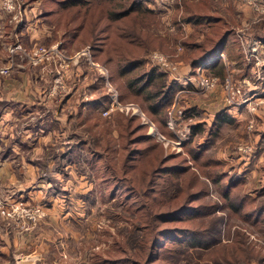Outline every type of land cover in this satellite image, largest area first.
<instances>
[{"label": "rangeland", "instance_id": "rangeland-1", "mask_svg": "<svg viewBox=\"0 0 264 264\" xmlns=\"http://www.w3.org/2000/svg\"><path fill=\"white\" fill-rule=\"evenodd\" d=\"M13 1L20 23H16L17 29L16 26L8 29L0 23V65H6L12 56L14 64L11 75L0 76V81L3 79L8 92H13L9 96L15 104L39 105L37 107H43L41 110L45 118L56 116L63 121L62 126L69 116H75L78 104L84 98L94 99L107 93L103 74L108 79L111 77L113 83L109 81L114 88L117 86L118 91L126 93L118 86L126 85L125 78L117 76L122 65L129 61L122 58L125 55H141L136 60L141 59L143 64L135 71L140 73L155 66L151 61L153 53L163 54L171 63L168 69H159L165 71L167 82L171 76L179 75H186L192 82L197 70L210 74L200 63L204 49L212 44L211 39L215 41L224 32L230 31L228 42L234 44L235 56H241L240 66L221 52L206 60L209 64L221 60L225 65L224 76L218 75L219 83L209 93H184L183 101L188 98L189 102L201 104L206 112L211 110V114L215 113L218 105L224 103L222 84L228 75L248 101L242 105L223 106L230 109L220 115L224 118L228 115L231 122L219 124V118H213L207 123L205 116L193 113L195 123L200 121L202 125L199 134L187 145H182L178 152L163 148L165 155H178L167 163H185L188 172L197 176V179L189 177L190 191L198 193L202 189V195L191 202V206L195 207L193 209L199 207L203 215L184 216L181 220L161 224L160 229L178 227L187 229L186 232L215 235L217 243L214 246L228 240H244V246L255 257L247 264H264V0H139L153 11L152 15L134 13L125 20L114 22L106 17L108 6L104 1L92 0L89 5L68 9H62L52 0ZM204 14L216 15L221 21L210 26L205 21L194 23L184 20L188 16L193 19ZM78 26V35L72 37L74 28ZM132 31L140 32L138 38L133 37ZM105 34L108 38L103 42ZM122 34L129 35L122 39ZM91 37L97 39L96 46L101 45L104 52L98 51L99 48L92 50ZM11 38L19 41L27 51L38 45L57 44L68 57L86 49L88 56H80L76 64L71 60L67 66L60 65L58 60L50 65L31 66L27 61L21 63L18 55L9 52V47L14 44L9 41ZM131 39L129 44L127 41ZM89 55L106 74L90 64ZM193 61L200 63L192 68ZM22 72L23 75H19ZM220 95L221 102L215 101L214 98ZM120 113L125 118L130 116ZM89 115L99 123L104 119L92 112ZM115 118L108 119L106 136L118 139V120L125 119ZM33 121L35 118L24 115L21 126ZM73 121L75 119L70 124ZM99 123L91 134L82 133L81 128H72L69 124L61 129L56 126L41 142L31 140L29 145L32 143L33 148L21 151L22 159L12 155L7 161L11 172L0 176V201L8 202L9 208L18 205L17 211L21 215L9 220L0 217V264H122L105 261L121 255L117 252L116 241L122 244L124 236L132 252V236L127 238L128 233L121 234V229L129 223L121 220L123 209L118 204L124 193L119 191L110 199L111 185L99 184L98 175L87 164L84 168L73 163L64 167L61 161L53 158L54 152L65 150L59 143L65 144L71 131L88 142L91 140L90 146L100 154L107 137L100 135L96 146L92 142V138H99L95 135L103 129ZM136 123L139 122L133 125ZM146 129L142 131L148 134ZM2 135L1 128L0 137ZM119 146L116 153H111L112 156H119ZM197 150L200 153L193 159L191 153ZM105 160L103 158L101 164ZM59 169L66 171L55 173ZM238 177L230 187L229 197L224 198L226 185ZM84 195L87 197L84 198ZM236 202L242 207L234 211L231 204ZM258 210L261 216L245 217ZM166 240L161 238V253L175 246L186 253L195 249L188 241L176 245ZM153 264L165 262L159 260Z\"/></svg>", "mask_w": 264, "mask_h": 264}, {"label": "trees", "instance_id": "trees-1", "mask_svg": "<svg viewBox=\"0 0 264 264\" xmlns=\"http://www.w3.org/2000/svg\"><path fill=\"white\" fill-rule=\"evenodd\" d=\"M56 1L62 9L68 8H80L81 6L89 5L92 0H52ZM106 2V17L111 21L125 20L131 14L135 15H152L153 11L146 5H142L139 0H95V2ZM187 22L200 23L202 21L207 22L210 26H215L220 23V18L212 14L199 15L196 18L187 17ZM8 29H13L11 25H7ZM75 27L72 37L78 35V29ZM230 31L224 32L217 40H213L212 44L204 49V53L201 56V62L204 60H210L218 53H224L228 59L236 61L240 66V55L234 54V44H229L228 39L231 33ZM133 33V37L136 39L139 36L138 31ZM219 34V31L216 32ZM129 35V34H128ZM128 35H120V38L125 39ZM108 36L104 35V39ZM133 38V39H134ZM92 43L90 44L92 50L99 48L98 51L104 52V48L99 45L96 46L97 39L91 37ZM128 40L130 42L133 40ZM12 43H15V38L9 39ZM95 41V42H93ZM108 50V49H106ZM139 56L125 55L122 57L124 60H129L122 65L118 77H124L126 85H118L121 90H126V93L118 91V87L115 86L118 93V99L121 102H135L137 103L143 112L153 121L157 129H160L161 133L165 136L172 135V132L166 127V112L171 105L177 91L181 88L179 83V76H171L167 82V75L165 71L159 70L160 67L155 64L150 69L136 73L139 66L143 64L141 59L136 60ZM93 57L95 55L93 53ZM96 59V58H95ZM109 60V59H107ZM107 62V61H106ZM212 62V63H211ZM205 65L206 72L210 71V74L219 75L221 77L225 74V65L221 60L211 61ZM200 63V62H199ZM198 61H193L192 68L199 65ZM135 72L134 74H132ZM132 74V75H128ZM109 80H113L109 76ZM113 83V82H112ZM128 91V93H127ZM109 99L106 94L99 95L94 99H85L78 104V110L75 116L68 117V122L74 120L73 123H69L72 128H81L82 133H90L96 127L98 120H94L90 117V113H95L96 116L104 118L99 127L101 129L95 137L92 138L93 144L96 146L100 135L107 137L105 145L101 148L103 151L99 154L90 146L89 142L81 135L71 131L69 132V141L63 145L65 150L57 153H53V158L61 161L62 166H68L69 164L88 165L89 169L94 170L100 179L99 184L106 186L111 185L109 189V197L113 199L118 192L124 193V197L118 202L123 209L121 220L129 222L125 227L121 229L122 233L129 234L127 238H132L133 250L129 251L128 243H125V236L123 237L122 244L116 241L118 244L119 257L112 259L107 258V263H124V264H153L159 260H163L165 264H247L250 263L255 257L244 246V240L242 242H235L234 240H228L229 242L217 243V236L205 234L203 232H186L187 229H181L178 227H162L160 225L164 223L175 222L187 217H200L203 215V211L199 207L191 206V202L198 200L202 195V189L197 192H191V182L189 177L197 179L194 173L188 172V165L185 163H167L169 160H174L178 155H165L163 151V145L158 142L151 135L143 132V128H147L146 125L141 124V119L138 116L122 117L124 115L120 112H114L109 116H102L98 108L105 107ZM85 109V110H84ZM84 110V111H83ZM87 110V111H86ZM191 110L187 109L186 112ZM222 112V111H221ZM220 112V113H221ZM88 113V116L86 115ZM216 115V119L219 118V124L221 122H231V118L228 115L222 117ZM126 116V115H125ZM116 117L125 119L123 121L118 120L117 128L119 130L118 139L106 136V126L108 119ZM222 117V118H221ZM106 118V119H105ZM97 121V122H96ZM135 122V125H133ZM51 126H57L56 122ZM49 124V125H50ZM218 124V125H219ZM217 126V125H216ZM105 128V129H104ZM202 129L201 122H196L191 126V134L189 141L185 142L183 146L187 145L195 135H198ZM147 130V129H146ZM96 132V131H95ZM126 133V134H125ZM172 137V136H171ZM124 140H127L124 144ZM122 141V143H121ZM116 144V145H115ZM100 145V144H99ZM112 145H115L112 147ZM117 145H120L119 156H112V152H117ZM107 151L104 156L102 153ZM199 150L192 151L193 159L199 155ZM104 159L105 163L101 164ZM70 166V165H69ZM64 169H59L63 172ZM57 171V170H56ZM95 179V178H94ZM239 179L230 181L223 192V197H229L230 187ZM95 181H97L95 179ZM86 198L87 196H83ZM138 198V199H137ZM132 200V203H128ZM138 200V201H137ZM231 207L234 211L241 209L242 205L238 202L232 203ZM124 213H129L128 215ZM145 215V216H144ZM250 216H261L260 210L249 213L246 218ZM257 218V217H256ZM140 232L138 234L135 233ZM161 238H166V241H172V244L182 245V242L188 241L192 249L189 253L185 250L175 246L174 248L168 247L163 253H161ZM239 241V240H237ZM211 246V247H210ZM163 248V247H162ZM135 257V258H133Z\"/></svg>", "mask_w": 264, "mask_h": 264}, {"label": "built area", "instance_id": "built-area-1", "mask_svg": "<svg viewBox=\"0 0 264 264\" xmlns=\"http://www.w3.org/2000/svg\"><path fill=\"white\" fill-rule=\"evenodd\" d=\"M256 1V0H252ZM1 9L3 12L13 13L9 22L13 23L14 27L20 23L18 21V12L16 10L15 2L13 0H1ZM17 23V24H16ZM9 52L12 55H18L17 57L21 62L27 61L31 66H44L55 63L56 60L59 61L60 65H66L69 61L73 60V63L78 62L80 56H88L87 49L77 53L75 56L68 57L64 49L59 45H38L27 51L19 41H16L12 47H9ZM13 57V56H12ZM10 58L6 65H0V76L11 75L13 70L14 60ZM90 58V55H89ZM151 61H153L157 66L162 69H168L171 63L167 58L160 53H153L151 55ZM208 61L201 62L200 66L204 67ZM18 64V63H17ZM90 64L95 68H98L101 73H105V70L99 68V64L95 63L90 58ZM19 65V64H18ZM106 74V73H105ZM104 77V87L106 90V95L108 96V103L105 107H101L100 113L102 116H109L114 112H125L130 116H138L141 119V123L147 126V132L158 142H160L165 149H173L178 152L183 143L190 138L191 126L195 123V115L193 112H186V107L181 103V97L184 93L188 92V89L182 87L179 89L166 112V127L172 132V137H167L161 133L153 121H151L141 108L134 102L122 103L118 99L117 90L110 83L107 75H102ZM196 85V93L207 94L219 83L218 76L212 74H205L204 71H198L195 75V80L192 81ZM223 99L227 106L242 105L248 101V97L241 94L239 87L228 75L223 84ZM18 205L8 207V202L0 201V217L5 220H9L15 217H19L21 214L17 211Z\"/></svg>", "mask_w": 264, "mask_h": 264}, {"label": "crops", "instance_id": "crops-1", "mask_svg": "<svg viewBox=\"0 0 264 264\" xmlns=\"http://www.w3.org/2000/svg\"><path fill=\"white\" fill-rule=\"evenodd\" d=\"M13 13H7L3 12L1 9V0H0V23L2 22L4 27L7 25H10L9 20ZM13 25V23H11ZM14 29V25H13ZM25 62V61H23ZM21 62V63H23ZM19 75H23V72ZM179 83L182 87H185L188 89L187 93H194L196 90L195 83L191 82L186 75H179ZM186 77V78H185ZM183 78V79H181ZM3 81V79H2ZM0 81V95H3V97H0V129H3V135L0 137V176L3 174L9 175L11 170L6 165L7 161L11 158V156H18L19 159H22L23 155L20 153L21 151H24L25 149H32L31 147L32 143L29 145L31 140H36L37 143L41 142V140H44L47 138L45 135L47 133L53 132L55 125L51 126L50 122L53 120L56 122L57 127L59 126L60 129L62 127H67L70 122H68V119H66L64 122V125L62 126V122L57 118L56 116L50 115L49 118H45L42 114L43 107H37L39 105H27V103H18L15 104L13 100L10 98L9 95H13V92H8L6 83ZM186 93V95H187ZM79 94V93H78ZM83 94V93H82ZM80 95V94H79ZM83 94V98H84ZM182 101L181 103L186 107V110L189 109L195 114L205 116L206 122L208 123L211 119L215 118L216 115H218L221 111H227L230 108L223 107L225 104L221 102L219 98H221V95L217 98V96L214 98L215 101H220L221 104L218 105V109L215 111V113L211 114V110H204L202 109V105L199 103L189 102L187 99L185 101ZM86 98H84L85 100ZM191 101V100H190ZM188 107V108H187ZM225 108V109H224ZM85 110V109H84ZM33 117L35 118V121L27 123L24 127L21 126L22 123V117ZM7 116V119L5 118ZM200 122V121H196ZM50 124V125H49ZM50 127V128H48ZM61 131V130H60ZM42 136H45L44 138H41ZM69 141V138L67 136V141ZM60 147L63 148L62 143H59ZM59 146V145H58ZM36 149V147H34ZM3 150V151H1ZM25 159L27 160V154H25ZM4 168V170H3ZM33 168V167H31ZM66 171L65 169L63 172ZM54 173V172H53ZM55 173H62L61 171H57Z\"/></svg>", "mask_w": 264, "mask_h": 264}]
</instances>
